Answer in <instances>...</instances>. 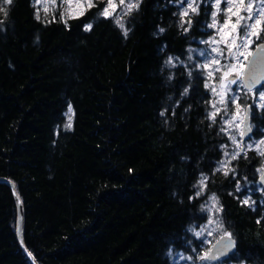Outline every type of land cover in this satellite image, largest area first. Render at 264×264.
<instances>
[{
	"label": "trees",
	"instance_id": "obj_1",
	"mask_svg": "<svg viewBox=\"0 0 264 264\" xmlns=\"http://www.w3.org/2000/svg\"><path fill=\"white\" fill-rule=\"evenodd\" d=\"M95 3L64 20L37 19L34 0H0L8 12H0V179L15 183L23 203L27 249L38 264H173V255L202 249L188 229L206 222L200 206L215 193L236 240L225 262L264 264L256 171L264 157L248 151L232 161L234 173L215 171L229 139L221 116L209 126L206 74L188 77L189 49L208 37L211 5L184 32L175 3L143 0L124 17L125 36L97 15L106 1ZM169 56L176 67L165 65ZM202 173L207 189L195 197ZM17 227L14 194L0 183V264H32Z\"/></svg>",
	"mask_w": 264,
	"mask_h": 264
},
{
	"label": "snow or ice",
	"instance_id": "obj_2",
	"mask_svg": "<svg viewBox=\"0 0 264 264\" xmlns=\"http://www.w3.org/2000/svg\"><path fill=\"white\" fill-rule=\"evenodd\" d=\"M40 0H34V4H38ZM65 0H61V6ZM71 3L72 0H67ZM143 0H107L102 8L99 9L97 15L106 19L111 18L113 22L123 30L125 36L128 35L130 28H126L123 19L125 16H130L134 11L138 12ZM5 5H11L13 0H2ZM78 15L83 16L88 9L99 7L95 0H76ZM168 3H175L180 12H174L173 15L180 16V27L184 32H188L192 28V16H199L202 4L206 3V0H168ZM52 4H56V0H52ZM224 5L222 8L221 5ZM211 7L214 11L210 12L211 22L206 24L207 28L214 29L216 35L210 40L201 41V43L216 45L208 49H200L198 55L204 58L203 63H195L193 69L188 71V77L193 78V70H198L201 76L206 73V80L204 87L211 89L214 95H219L220 100L211 103L213 111L208 113V119L212 125L218 124L217 116L223 111L225 115L229 114V105H235L234 111L231 112L230 118L224 119L221 117V121L227 127H220V132L228 135V139L231 141L237 150H233L231 153L227 151L229 145L221 144V149H224L223 156L230 157V159H221L219 167L215 169L216 172H223L225 176L230 173H234V167H230L232 161L240 158L243 153L244 158H248V151H254L260 157H264V139L259 141L252 140V142L245 144L243 138L250 136L252 132V124L250 123L253 104L257 108L264 109V90H258L259 86H264V0H212ZM44 11L47 12L48 8L45 6ZM0 12H3L7 16L8 12L5 8L0 7ZM64 13H61L63 18ZM220 17V18H218ZM37 19L40 18L39 11H37ZM55 18V16H54ZM187 18V19H185ZM66 23V21H64ZM2 24V21H0ZM185 24L187 27H185ZM93 25L91 23L85 24V31L91 30ZM165 29L159 28V32L163 33ZM217 37H219L217 39ZM223 45V47H219ZM195 51L189 49V52ZM215 53V55H212ZM251 57V59H249ZM248 61V63H243ZM188 61H193V56H188ZM175 60H179L176 57ZM222 60L224 61L222 63ZM183 63V61H180ZM165 65L170 68L176 67V63L172 56H169L165 61ZM248 69L247 72L244 70ZM219 74V75H217ZM172 79L171 76L168 77ZM216 81L219 84V91L211 82ZM232 85H236L234 91ZM192 87L191 82L188 87H185L182 96L189 93V89ZM243 89L246 94L251 93L253 96V104L244 105L241 104V96L239 91ZM258 100V103H257ZM217 103L223 105V109L217 107ZM71 106L69 111L71 112ZM187 111V109H186ZM243 113V116H241ZM165 113L161 112V116ZM239 121V123H237ZM243 126V127H241ZM70 127V125H69ZM238 129V135L241 139L238 141L236 135L229 133L230 129ZM256 171L260 174L261 183H264V161L261 162V167ZM209 176L201 174L200 178L193 185L198 190L195 192V197H201L204 195L207 189V183ZM236 191H242L240 182L236 183ZM231 194V193H230ZM194 197H189L193 199ZM210 204L207 202L201 204L200 210L207 211L206 222L200 226L199 230L195 227H190L188 231L192 232L195 237L201 240V244H208L210 247L207 251L197 252L195 247L192 248V252L196 253L195 258L191 255L180 254V259L188 261H198L200 264L208 261H219L221 258L228 257L235 249L236 242L233 238V234L228 231L222 217L219 215L223 212V206L220 204V200L215 193H212L207 197ZM242 203L249 204V199L245 198ZM254 204L255 201H252ZM259 224L260 221L258 220ZM218 235L219 238L215 240H209L208 237ZM31 256V253H28ZM171 249L169 255H171Z\"/></svg>",
	"mask_w": 264,
	"mask_h": 264
},
{
	"label": "rangeland",
	"instance_id": "obj_3",
	"mask_svg": "<svg viewBox=\"0 0 264 264\" xmlns=\"http://www.w3.org/2000/svg\"><path fill=\"white\" fill-rule=\"evenodd\" d=\"M105 1L107 2V0H105ZM116 2L118 3V0H116ZM211 3H212V0H206V3L205 4L207 6H210ZM35 5H36V8L38 9L40 15H42V14L43 15H55L56 13H58L61 16V13H64L63 18H62L64 20L65 19H68V18H70L72 16H74V17L75 16H79L78 15V8H77L76 0H72L71 3H68L67 0H65V2L63 3L62 6H61V0H56V4L55 5L52 4V0H40V2L38 4H35ZM45 6H47V8H48V11L47 12L44 11ZM221 7L223 8L224 5L222 4ZM211 11H214V8H212ZM218 18H220V17H218ZM207 32L209 34L208 37L206 39H204V40H201V41L210 40L213 36L216 35V32H215L214 29L208 28L207 29ZM218 38L219 37H217V39ZM201 41H198L196 43V45H194L191 48V49H193L195 51L190 52V55L193 56V58L196 61V63H203L204 62V58L203 57H200L198 55V51L200 49H208V50H210L211 47L216 46V45H209V44L201 43ZM219 47H223V45H219ZM212 55H215V53H212ZM241 60H242L243 63H247V61H243V58H241ZM223 62L224 61L222 60V63ZM217 75H219V74H217ZM211 83L215 87H217V90L219 91V84H218V82L212 81ZM236 87H237L236 85H232V88H233L234 91L236 90ZM209 90L211 92V89L210 88H209ZM259 90H264V86L262 88H260ZM239 94L241 96V104L242 105H244L245 102L247 104H253V96H252L251 93H247L246 94L245 90L241 89L239 91ZM211 95H212V102L211 103L217 102V101L220 100V96L219 95H214L212 92H211ZM257 103H258V100H257ZM217 107L223 109V105H221L219 103H217ZM234 109H235V105H231L230 104L229 105V114L228 115H225L223 113V111H222L220 113V115H218V116H221L224 119H228V118H230L231 112L234 111ZM211 111H213L212 108H211L210 112ZM257 111L259 112L258 114H260L261 112L264 111V109L258 108ZM241 116H243V113H241ZM253 116H254V112L252 113L253 135L249 139H247V141L245 142V144L252 142V140L259 141L260 139H264V127H262V128L259 127V126L257 127V125L254 123ZM237 123H239V121H237ZM224 127H227V125H224ZM255 129H256V131L258 133H259V131H261L263 134L261 136H257L256 133H254L255 132ZM238 131H239L238 129L233 128V129H230L229 130V133L232 134V135H236L237 136V140L239 141L241 139V137L238 135ZM227 137H228V135H227ZM227 144L229 145L227 151H229L230 153L233 150H237L235 148V145H233L230 140H229V142ZM227 159H230V157H225V160H227ZM260 188H262V190H264L261 185H260ZM247 196H249V194ZM210 203H211V201L208 202V204H210ZM200 226L199 227H195L196 230H199ZM218 238H219V236L218 235H215V234H214L213 237H208V239L209 240H212L213 243H215V240L218 239ZM201 246H202V249H197L196 248L197 249V252L207 251L208 250V247L210 245L204 244V245H201ZM180 254H183V255L187 256L184 253H177V254L173 255V264H200V262L195 261V260H193V261L182 260V259H180ZM193 257L195 258V256H193ZM203 264H231V263H226L225 260H219V261H216V262H208V261H205V262H203Z\"/></svg>",
	"mask_w": 264,
	"mask_h": 264
},
{
	"label": "water",
	"instance_id": "obj_4",
	"mask_svg": "<svg viewBox=\"0 0 264 264\" xmlns=\"http://www.w3.org/2000/svg\"><path fill=\"white\" fill-rule=\"evenodd\" d=\"M251 59V57L249 58ZM248 63V62H247ZM245 72L248 71V69H245L244 70ZM262 71H264V69H262ZM262 87V86H259V88ZM258 88V89H259ZM252 113H253V110H252ZM250 123L252 124V115H251V119H250ZM243 127V126H242ZM253 135V128H252V132L250 133V136L248 137H244L243 140H244V143L247 141V139H249L251 136ZM258 182L259 184L264 188V183H261V180H260V176L258 178ZM0 183L2 184H6L7 186H9L14 194V198H15V201H16V205H17V208H18V227H17V236H18V241L20 243V246L21 248L23 249L24 253L26 254V256L29 258V260L32 262V264H38L36 262V260L34 259V257L31 255L29 256L28 253L29 250L27 249V246H26V242H25V211H24V206H23V203L16 191V186L14 183H12L11 181H8V180H5V179H0ZM234 238V237H233ZM235 240V239H234ZM236 242V240H235ZM235 249H236V246H235ZM234 249V251H235ZM233 251V252H234ZM232 252V253H233ZM230 253L229 256L232 254ZM228 256V257H229ZM228 257H224V258H221V260H225L227 259Z\"/></svg>",
	"mask_w": 264,
	"mask_h": 264
},
{
	"label": "bare ground",
	"instance_id": "obj_5",
	"mask_svg": "<svg viewBox=\"0 0 264 264\" xmlns=\"http://www.w3.org/2000/svg\"><path fill=\"white\" fill-rule=\"evenodd\" d=\"M15 184V183H14ZM17 190V189H16ZM20 247V246H19ZM30 252V251H29ZM23 253V252H22ZM196 255V254H195ZM194 256V255H193ZM25 257H26V255H25Z\"/></svg>",
	"mask_w": 264,
	"mask_h": 264
},
{
	"label": "flooded vegetation",
	"instance_id": "obj_6",
	"mask_svg": "<svg viewBox=\"0 0 264 264\" xmlns=\"http://www.w3.org/2000/svg\"><path fill=\"white\" fill-rule=\"evenodd\" d=\"M258 109V108H257Z\"/></svg>",
	"mask_w": 264,
	"mask_h": 264
}]
</instances>
